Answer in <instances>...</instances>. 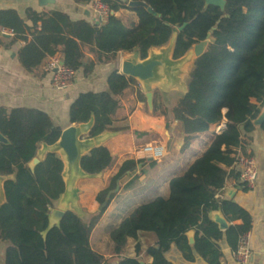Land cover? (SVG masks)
Here are the masks:
<instances>
[{"label": "trees", "instance_id": "trees-1", "mask_svg": "<svg viewBox=\"0 0 264 264\" xmlns=\"http://www.w3.org/2000/svg\"><path fill=\"white\" fill-rule=\"evenodd\" d=\"M98 1L114 14L119 4H127L120 0ZM128 1L146 3L158 16L143 7L134 9L140 27L128 33L113 14L105 23L91 24L72 21L59 11L27 9L32 24L29 27L16 11L0 10V29L12 32L13 42H25L19 59L27 71H35L49 57L59 54L67 68L88 75L98 63L115 59L119 52L137 54L143 60L152 49L167 46L173 38V58L180 59L215 28L205 53L194 62L187 91L169 110L158 103L154 92L151 113L164 117L167 127L173 121L181 123L183 150L209 133L211 127L224 121L226 127L215 134L209 147L183 175L170 180L167 197L158 196L135 208L111 230L110 240L113 255L120 261L117 264H141L140 244L135 247V256H127L126 250L129 241H138L142 233L156 237V244L146 250L151 264H174L166 258L172 244L187 262H194L196 253L208 264H222L223 243L235 252L240 238L253 227L251 214L221 195L229 178L239 179L233 169L237 149L245 146L243 133L253 132V121L264 106V0H226L224 11L206 6L204 0ZM92 43L96 59L84 64L83 46ZM107 87L106 91L80 94L70 106L71 125L94 119L89 137L128 129L115 126L121 98L127 93H135L137 101L150 112L147 97L135 79L113 70ZM261 129L264 131V123ZM62 130L40 110L0 108V134L9 141L0 143V175L15 177L4 184L7 202L0 208V240L6 244L4 264H107L105 257L92 249L90 236L108 207L89 222L67 212L60 226L43 236L50 209L54 210L64 192L63 163L54 154H48L34 170L29 163L40 146L54 144ZM115 163L110 149L102 146L86 155L81 166L86 173L98 175L111 170ZM145 163L146 159L124 162L109 186L97 194L96 202L101 205L122 176ZM149 165L153 167L156 162ZM215 211L232 224L228 230L221 231L211 220L210 214ZM192 230L194 246L189 245L186 236Z\"/></svg>", "mask_w": 264, "mask_h": 264}, {"label": "crops", "instance_id": "crops-1", "mask_svg": "<svg viewBox=\"0 0 264 264\" xmlns=\"http://www.w3.org/2000/svg\"><path fill=\"white\" fill-rule=\"evenodd\" d=\"M120 1L127 2V4H119V11L115 15H118V19L125 26L124 28L128 33L137 31L140 27L137 13L128 7V0ZM27 9L37 12L59 11L67 14L72 21L85 20L91 24L100 23L92 3H76L74 0H0V10L16 11L20 18L31 27L32 24L26 15ZM12 39L13 34L2 33L0 29V108L9 110L15 108L37 109L48 114L55 124L63 129L71 126L69 119L71 104L82 93L108 90L107 79L110 73L113 70L120 72L121 60L127 55L119 52L115 59L98 63L88 75L80 70L75 74L72 87L60 91L53 86L52 75L45 73L43 70L48 59L35 71H27L19 59V52L25 42L21 40L13 42ZM28 39H31L30 35ZM83 52L84 64L96 59L97 50L94 43L84 45ZM140 89L145 94L141 85ZM121 103L122 108L118 112V121L115 126L128 129L114 132L116 136L108 139L103 144V146L110 149L116 158L114 167L102 173L99 178L79 182L80 206L81 195L82 198L84 197L82 192L85 191L87 198L90 199L87 212L81 206L84 211V216L81 218L89 222L90 219L86 215L89 214L93 217V215L99 213L98 203L96 202L97 194L109 186L111 179L118 173L124 162L144 159L140 152L142 147L157 142L165 147L166 155L160 162H156L157 166L153 168L149 166L150 160L146 159L148 164H139L134 172H127L117 181L120 190L99 219L90 236L92 249L104 256L107 264H117L119 262L113 255V243L110 240L111 230L116 228L135 208L153 200L152 197L155 195L167 197L170 180L183 175L188 167L209 147L215 134H219L226 127L225 121L219 126L211 127L209 133L201 135L192 142L189 148L183 150L184 133L181 123L173 121L167 127L164 117L154 116L151 111L147 113L142 109L144 103L137 101L135 93H127L121 98ZM253 103L259 106L256 101H253ZM126 120L127 125L124 124ZM254 127L253 132L243 133V140L246 141V144L239 147L237 152L248 153L255 158L258 170L255 186L244 190V186L239 180L229 178L221 197L229 199L228 195L234 193L232 200L251 214L253 227L248 235V243L252 252L250 264H264V131L261 127ZM109 132L113 131L110 130ZM141 134L144 135L141 136ZM153 135L157 138L152 139L151 136ZM133 179L134 181H132ZM137 188L140 189V193H144L147 198L146 202H137L127 210V213L123 214L126 203L131 199ZM137 244H140L141 260L145 264H151L152 258L146 255V250L156 244V237L150 233H142L138 241L130 240L126 250L127 256H135ZM222 252V264H238L234 258V253L225 243L222 245ZM166 258L174 264H208L196 253L195 261L187 262L175 244H172L170 250L166 253Z\"/></svg>", "mask_w": 264, "mask_h": 264}, {"label": "water", "instance_id": "water-1", "mask_svg": "<svg viewBox=\"0 0 264 264\" xmlns=\"http://www.w3.org/2000/svg\"><path fill=\"white\" fill-rule=\"evenodd\" d=\"M206 6H214L221 11L225 10L226 0H204ZM128 7L136 9L138 7L146 8L147 11L154 16H158L144 2H129ZM115 15L114 13H112ZM118 18V15H115ZM183 29L179 28V31ZM213 28L207 35L206 40L195 45L185 56L180 59L173 58V49L175 38L171 39L169 44L157 50L152 49L146 59H140L137 54H127L121 60L120 74L135 79L143 88L147 97V104L150 111H153V90L155 87L162 86L166 90L187 91V86L184 85V78L189 77L187 67L194 65L197 58L201 57L208 45L211 43ZM64 63V62H63ZM264 123V106L253 121L254 126L261 127ZM94 125L92 118L88 123L73 124L62 130L59 139L52 145L42 144L37 151L35 158L29 163L31 170L42 161L45 160L48 154L57 155L63 163V171L61 173L64 182V192L60 195L56 208L49 215V224L44 231L43 236L54 228L59 227L61 220L67 212H73L79 217L84 216V211L80 206V190L78 184L82 180L94 179L101 177L102 174L90 175L86 173L82 166V159L91 153L96 148L102 147L103 144L110 138L116 136V133L106 131L98 136L89 137ZM0 143L8 144L9 141L0 134ZM152 162V159H149ZM141 168V165L139 166ZM137 168H133L134 172ZM14 176L0 175V208L6 204V193L4 184L8 180H14ZM120 190L119 182L114 190L109 191L104 202L99 205L98 211L102 212L109 206L112 195ZM234 193L228 195L229 199H233ZM211 220L219 227L221 231H226L231 227L224 215L220 211H215L210 214ZM190 246L195 244V231H189L186 234ZM120 262V261H119ZM118 262V263H119ZM141 264H145L140 261Z\"/></svg>", "mask_w": 264, "mask_h": 264}, {"label": "built area", "instance_id": "built-area-1", "mask_svg": "<svg viewBox=\"0 0 264 264\" xmlns=\"http://www.w3.org/2000/svg\"><path fill=\"white\" fill-rule=\"evenodd\" d=\"M93 9L99 18L100 23H105L112 14L109 8L100 1H94ZM2 33H11V31L2 30ZM43 70L45 73L51 74L53 86L57 90H67L72 87L75 79V72L67 68L62 57L58 54L49 57L44 64ZM141 155L144 159H152L160 162L166 155V150L163 145L157 142H152L141 148ZM234 171L239 176V182L248 187L253 188L258 178V170L255 158L251 154L237 152L235 155ZM52 210V209H50ZM248 235L240 238L237 250L234 253V258L238 264H250L252 252L248 243Z\"/></svg>", "mask_w": 264, "mask_h": 264}, {"label": "rangeland", "instance_id": "rangeland-1", "mask_svg": "<svg viewBox=\"0 0 264 264\" xmlns=\"http://www.w3.org/2000/svg\"><path fill=\"white\" fill-rule=\"evenodd\" d=\"M192 65L190 66H188L187 67V73H190L191 72V70H192ZM187 76H188V74H187ZM185 77L184 78V85H185V87L187 86V82H188V78L189 77ZM155 93H156V96H155V98H156V100L158 101V103L160 104V105H162V107H164V108H166V109H170V108H172L175 104H176V102L178 101V99L183 95L182 93H183V91H178V90H173V91H171V90H166L164 87H162V86H158V87H155ZM145 108H146V106H145V104H144V106L142 107V109H144L145 110ZM124 124L125 125H127V120L124 122ZM151 138L152 139H155V138H157L156 136H151ZM139 150V149H138ZM137 150V151H138ZM156 162V161H155ZM146 164H148V162L146 161V163H145V165ZM150 166V165H149ZM155 166H157V163H156V165ZM155 166H153V167H155ZM153 167H151L150 166V168H153ZM132 177V176H131ZM132 181H134V179L132 180ZM137 182V181H136ZM139 190L140 189H135V191H134V194L132 195V197H131V199L128 201V203H126V205H125V210H124V212H123V214H125V213H127V210L128 209H130L131 207H133L135 204H137V202H146V200H147V198L145 197V195H144V193H140L139 192ZM83 194H84V197L82 198V195H81V199H82V201H81V206L84 208V210H85V212H87V209L89 208V205H90V199L89 198H87L88 196H87V193H85V191L84 192H82ZM157 196H160V195H155L154 197H152V199H154V198H156ZM142 204V203H141ZM110 205V204H109ZM98 207H99V204H98ZM109 207V206H108ZM56 208V207H55ZM54 208V209H55ZM108 209V208H107ZM104 211V210H103ZM106 212V211H105ZM104 212V213H105ZM97 214H95V215H93V217L94 216H96ZM86 217L88 218V219H91V217L92 216H90L89 214L88 215H86ZM5 248H6V244L5 243H3L1 240H0V264H4V251H5Z\"/></svg>", "mask_w": 264, "mask_h": 264}, {"label": "bare ground", "instance_id": "bare-ground-1", "mask_svg": "<svg viewBox=\"0 0 264 264\" xmlns=\"http://www.w3.org/2000/svg\"><path fill=\"white\" fill-rule=\"evenodd\" d=\"M156 124V123H155Z\"/></svg>", "mask_w": 264, "mask_h": 264}]
</instances>
